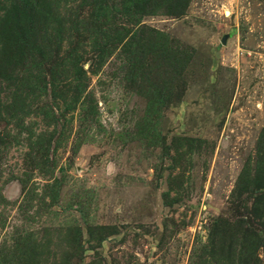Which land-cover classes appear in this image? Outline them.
Returning a JSON list of instances; mask_svg holds the SVG:
<instances>
[{"label": "rangeland", "instance_id": "374dc122", "mask_svg": "<svg viewBox=\"0 0 264 264\" xmlns=\"http://www.w3.org/2000/svg\"><path fill=\"white\" fill-rule=\"evenodd\" d=\"M0 264H264V0H0Z\"/></svg>", "mask_w": 264, "mask_h": 264}, {"label": "water", "instance_id": "95a60500", "mask_svg": "<svg viewBox=\"0 0 264 264\" xmlns=\"http://www.w3.org/2000/svg\"><path fill=\"white\" fill-rule=\"evenodd\" d=\"M228 37V35H224L223 37H222V39H221V43L222 44H225V42H226V38Z\"/></svg>", "mask_w": 264, "mask_h": 264}]
</instances>
